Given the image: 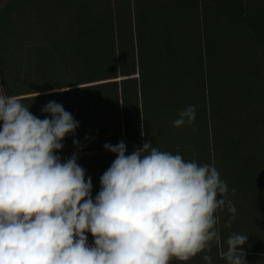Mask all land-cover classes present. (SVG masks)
I'll list each match as a JSON object with an SVG mask.
<instances>
[{
	"label": "trees",
	"instance_id": "1",
	"mask_svg": "<svg viewBox=\"0 0 264 264\" xmlns=\"http://www.w3.org/2000/svg\"><path fill=\"white\" fill-rule=\"evenodd\" d=\"M0 86L41 119L42 106L56 101L80 122L57 154L77 153L93 197L115 159L103 145L121 140L126 155L151 141L198 165L218 150L227 172L251 156L253 142L264 143V0H8L0 5ZM189 105L194 123L174 127ZM249 169L236 170L240 183L228 188L231 227L226 207L215 213L222 245L170 264H205V254L227 264L233 232L248 236L247 264H264V160Z\"/></svg>",
	"mask_w": 264,
	"mask_h": 264
},
{
	"label": "clouds",
	"instance_id": "2",
	"mask_svg": "<svg viewBox=\"0 0 264 264\" xmlns=\"http://www.w3.org/2000/svg\"><path fill=\"white\" fill-rule=\"evenodd\" d=\"M22 99L0 95V264H170L222 245L215 213L226 207L230 228L237 210L214 165L185 161L151 141L127 155L123 140L105 143L115 159L93 197L77 153L64 161L57 154L80 122L56 101L42 106L41 119ZM195 117L189 105L172 123L191 125ZM247 241L228 236L227 264H247ZM203 260L212 264L208 254Z\"/></svg>",
	"mask_w": 264,
	"mask_h": 264
},
{
	"label": "rangeland",
	"instance_id": "3",
	"mask_svg": "<svg viewBox=\"0 0 264 264\" xmlns=\"http://www.w3.org/2000/svg\"><path fill=\"white\" fill-rule=\"evenodd\" d=\"M8 0H0V5H2L3 3L7 2ZM2 94V89H1V86H0V95ZM255 142H253V148L252 151H250V154L251 156L247 157V158H242V159H238V160H233L234 161V165L233 167H230L229 170H227V172L225 171L226 169L223 167V164H222V158H221V152L220 151H216L213 149V151L211 150V160H210V164L211 165H214L215 168L218 170L219 174H220V178L225 181V183L227 184L228 188L235 184V183H238L240 178L237 177V175H235V172L237 170V172L239 173V176H244V173L246 175V172H248L250 169H249V163H252L254 165L257 164V162L259 164H261V162L264 160V156L263 154H261L262 152H264V149H263V144L261 142H258L256 144V146L254 145ZM257 148V149H256ZM213 157H217V159H213ZM207 161H208V158H207ZM236 168V169H235ZM235 169V170H234ZM247 170V171H245ZM235 175V177H232V176ZM252 178V177H251ZM249 180L250 181H253V179ZM247 179V178H246ZM249 179V178H248ZM246 182V181H245ZM247 182V183H249ZM240 183V182H239ZM230 184V185H229Z\"/></svg>",
	"mask_w": 264,
	"mask_h": 264
}]
</instances>
